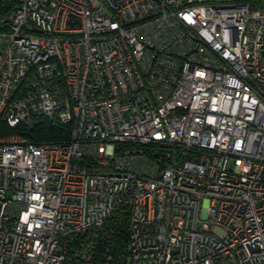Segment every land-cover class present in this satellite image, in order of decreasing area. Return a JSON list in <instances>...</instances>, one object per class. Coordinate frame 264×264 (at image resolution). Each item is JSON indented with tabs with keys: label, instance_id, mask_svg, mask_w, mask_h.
Listing matches in <instances>:
<instances>
[{
	"label": "built area",
	"instance_id": "1",
	"mask_svg": "<svg viewBox=\"0 0 264 264\" xmlns=\"http://www.w3.org/2000/svg\"><path fill=\"white\" fill-rule=\"evenodd\" d=\"M0 264H264V0H0Z\"/></svg>",
	"mask_w": 264,
	"mask_h": 264
},
{
	"label": "trees",
	"instance_id": "2",
	"mask_svg": "<svg viewBox=\"0 0 264 264\" xmlns=\"http://www.w3.org/2000/svg\"><path fill=\"white\" fill-rule=\"evenodd\" d=\"M70 125H61L55 120L36 119L30 125L22 124L10 130L0 124V137L20 135L33 143L60 142L69 138ZM127 245V224L124 220L112 219L98 232L94 252L88 260L69 255L66 264H105L124 254Z\"/></svg>",
	"mask_w": 264,
	"mask_h": 264
}]
</instances>
